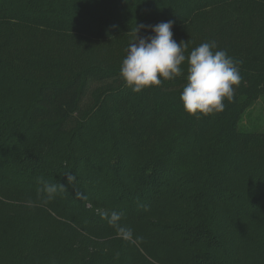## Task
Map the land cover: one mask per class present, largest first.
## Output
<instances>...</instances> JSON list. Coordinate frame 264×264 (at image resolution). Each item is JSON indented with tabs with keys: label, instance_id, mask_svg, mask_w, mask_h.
Instances as JSON below:
<instances>
[{
	"label": "trees",
	"instance_id": "1",
	"mask_svg": "<svg viewBox=\"0 0 264 264\" xmlns=\"http://www.w3.org/2000/svg\"><path fill=\"white\" fill-rule=\"evenodd\" d=\"M168 20L240 62L223 112L187 114L183 76L121 79L136 26ZM258 90L264 0H0V264H264V133L239 127ZM39 177L64 188L45 203Z\"/></svg>",
	"mask_w": 264,
	"mask_h": 264
},
{
	"label": "clouds",
	"instance_id": "2",
	"mask_svg": "<svg viewBox=\"0 0 264 264\" xmlns=\"http://www.w3.org/2000/svg\"><path fill=\"white\" fill-rule=\"evenodd\" d=\"M173 21L155 25L136 26L120 65V77L134 94L150 87H160L164 81L184 77L185 85L180 94L184 111L192 116H209L225 110V101L231 102L242 77L238 61L216 42L205 41L188 50V42H177L173 38ZM148 30L150 35L141 36ZM186 66V67H185ZM69 182L76 177L66 174ZM45 194V203L52 200L64 185L48 183L37 178ZM123 212H102L101 219L107 220L118 238L133 240V229L124 224ZM136 239H139L138 237Z\"/></svg>",
	"mask_w": 264,
	"mask_h": 264
},
{
	"label": "rangeland",
	"instance_id": "3",
	"mask_svg": "<svg viewBox=\"0 0 264 264\" xmlns=\"http://www.w3.org/2000/svg\"><path fill=\"white\" fill-rule=\"evenodd\" d=\"M242 102L240 130L264 133V93L258 90L253 97L244 98Z\"/></svg>",
	"mask_w": 264,
	"mask_h": 264
}]
</instances>
